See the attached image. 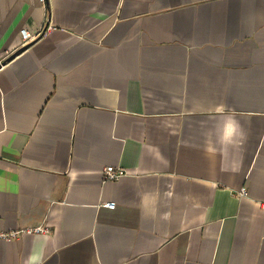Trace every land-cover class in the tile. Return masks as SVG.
<instances>
[{"label":"crops","instance_id":"1","mask_svg":"<svg viewBox=\"0 0 264 264\" xmlns=\"http://www.w3.org/2000/svg\"><path fill=\"white\" fill-rule=\"evenodd\" d=\"M7 53L0 264H264V0H0Z\"/></svg>","mask_w":264,"mask_h":264},{"label":"built area","instance_id":"2","mask_svg":"<svg viewBox=\"0 0 264 264\" xmlns=\"http://www.w3.org/2000/svg\"><path fill=\"white\" fill-rule=\"evenodd\" d=\"M45 0H39L42 4ZM20 43L19 47L25 46L26 44L36 40L37 34H30L26 29H20ZM18 47V48H19ZM9 54L7 53L4 56H0V66H2V63L6 60L7 56ZM126 174V171L120 167H113V166H106L102 169V181L107 182L109 181H115L118 180L120 177L124 176ZM241 196L246 195L245 191L242 189L238 193ZM105 207L113 209L115 207L114 203H105ZM259 208L262 212H264V202L258 203ZM47 229L43 227H34V228H22V229H16V230H0V240L4 241H12L17 239L22 234H38V233H46Z\"/></svg>","mask_w":264,"mask_h":264},{"label":"water","instance_id":"3","mask_svg":"<svg viewBox=\"0 0 264 264\" xmlns=\"http://www.w3.org/2000/svg\"><path fill=\"white\" fill-rule=\"evenodd\" d=\"M27 47V44H26V46H24V47H21L14 55H16L17 53H19L20 51H23L25 48ZM13 55V56H14ZM12 56V57H13ZM5 64V61L2 63V65H4Z\"/></svg>","mask_w":264,"mask_h":264}]
</instances>
